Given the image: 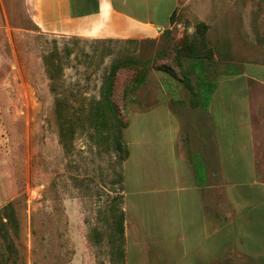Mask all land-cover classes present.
<instances>
[{
	"label": "rangeland",
	"instance_id": "374dc122",
	"mask_svg": "<svg viewBox=\"0 0 264 264\" xmlns=\"http://www.w3.org/2000/svg\"><path fill=\"white\" fill-rule=\"evenodd\" d=\"M204 12L210 24L180 12L156 40H96L47 34L27 0H0V264H123L115 141L154 125L159 103L184 155L215 153L199 88L264 63V0ZM111 74L123 126L96 119Z\"/></svg>",
	"mask_w": 264,
	"mask_h": 264
},
{
	"label": "crops",
	"instance_id": "0c3cea01",
	"mask_svg": "<svg viewBox=\"0 0 264 264\" xmlns=\"http://www.w3.org/2000/svg\"><path fill=\"white\" fill-rule=\"evenodd\" d=\"M222 1L27 3L47 34L151 41L172 28L175 13L210 24L204 10ZM248 65L251 72L215 84L202 107L215 153H182L169 102L153 110L154 125L126 138L123 264H264V63Z\"/></svg>",
	"mask_w": 264,
	"mask_h": 264
},
{
	"label": "trees",
	"instance_id": "16d2710c",
	"mask_svg": "<svg viewBox=\"0 0 264 264\" xmlns=\"http://www.w3.org/2000/svg\"><path fill=\"white\" fill-rule=\"evenodd\" d=\"M176 13L172 15L171 17V22L173 23L174 17H175ZM143 81L137 79L134 82V88L142 85ZM113 89H114V83H113V75L111 74L109 81L107 83L106 86V90L108 92V95L105 98V102H98L97 103V115H96V119L101 118L102 120V125H107L108 124V118H109V114L111 113V115L113 117H115L117 119L118 125L123 126L124 124L122 123V115L121 112L118 110L116 104L114 103L113 100ZM216 89V85L213 82H204L201 84L200 88H199V94L201 96V100L203 101V108L207 109L210 102H211V98H212V94L214 93ZM111 92V94H110ZM128 128V127H127ZM62 139L64 140L66 138V135L64 134V132L62 133ZM115 148L117 150V152L120 154L121 160L124 162L128 159L129 157V151L127 148V145L124 143L122 137H117L116 141H115ZM123 200V198H122ZM124 211H121L120 214V222L118 225V230L119 233L122 235H124ZM121 256H123L124 251L122 252V250L120 251Z\"/></svg>",
	"mask_w": 264,
	"mask_h": 264
}]
</instances>
